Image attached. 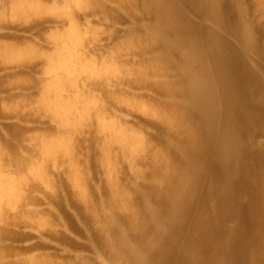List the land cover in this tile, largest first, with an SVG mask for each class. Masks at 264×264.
I'll use <instances>...</instances> for the list:
<instances>
[{
    "label": "bare ground",
    "instance_id": "1",
    "mask_svg": "<svg viewBox=\"0 0 264 264\" xmlns=\"http://www.w3.org/2000/svg\"><path fill=\"white\" fill-rule=\"evenodd\" d=\"M264 264V0H0V264Z\"/></svg>",
    "mask_w": 264,
    "mask_h": 264
},
{
    "label": "rangeland",
    "instance_id": "2",
    "mask_svg": "<svg viewBox=\"0 0 264 264\" xmlns=\"http://www.w3.org/2000/svg\"><path fill=\"white\" fill-rule=\"evenodd\" d=\"M95 264H100L98 260L95 261Z\"/></svg>",
    "mask_w": 264,
    "mask_h": 264
}]
</instances>
